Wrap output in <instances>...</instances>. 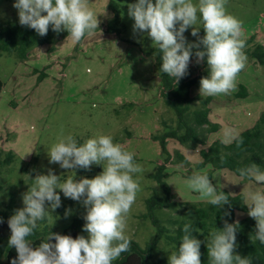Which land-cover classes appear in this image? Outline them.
Wrapping results in <instances>:
<instances>
[{"label": "rangeland", "instance_id": "374dc122", "mask_svg": "<svg viewBox=\"0 0 264 264\" xmlns=\"http://www.w3.org/2000/svg\"><path fill=\"white\" fill-rule=\"evenodd\" d=\"M113 2L120 7V34L106 30L114 16ZM134 2L89 0V7L98 13L99 29L79 43L73 42L68 35L55 38L50 43L33 46L31 56L25 61L0 53V77L6 84L0 94V207H6L12 197L19 208L23 207L22 194L33 184L37 174H47L49 169L61 177V182L69 176L76 180L95 177L103 171L102 165L94 164L90 170H66L49 163L48 149L62 136L72 135L82 143L87 138L109 135L115 143L133 152L134 161L143 169L134 176L139 180L141 191L129 214L126 234L142 245L153 239L155 227L144 216L146 198L154 193L163 194L153 174L165 156L152 136L163 132L167 124L175 125L177 116L160 95L162 78L156 67V56L147 52L153 48L151 38L133 33L134 20L129 17L127 6ZM13 3L14 0H0V24L18 18ZM226 8L243 22L246 39L255 35L254 42L264 44V23H261L264 0H228ZM104 9L107 16L100 14ZM195 26L199 27L200 35L202 23L198 20ZM185 36L190 42L196 40L191 28ZM246 55L247 65L237 78L236 90L230 95L215 96L211 102L212 118L220 123L222 130L230 126L239 131L252 125L264 107V65L257 63L248 52ZM35 62L51 63L50 76L37 80L25 74L21 76L22 86L15 87L16 75ZM200 69L202 77L209 75L208 67L193 61L192 73ZM200 80L192 87V94L199 93ZM240 84L248 88L246 97L235 95ZM168 148L172 160L167 165V180L175 201L206 202L185 185L195 172L210 173L213 185L235 194L243 195L247 190L245 185L254 183L240 180L229 169H214L210 165L197 168L199 144L171 139ZM10 150L15 153L14 158L5 162ZM177 152L186 154L185 163L179 162ZM256 187L264 189V185ZM57 192L61 196V206L49 213V217L54 221L51 227L63 230L70 225L79 208H86L81 202L64 197L61 190ZM69 209L70 214L65 216ZM185 210L184 206L172 203L160 209L158 215L164 223L172 225L170 221ZM237 217L251 218L248 211H238ZM171 252V246L162 241L156 257Z\"/></svg>", "mask_w": 264, "mask_h": 264}, {"label": "clouds", "instance_id": "9594fccd", "mask_svg": "<svg viewBox=\"0 0 264 264\" xmlns=\"http://www.w3.org/2000/svg\"><path fill=\"white\" fill-rule=\"evenodd\" d=\"M228 0H135L127 6L134 20L133 33L151 38L152 46L161 53V73L173 78L175 85L188 75L193 54L196 63L205 58L209 75L200 80L199 94L204 97L230 95L247 65V46L243 22L227 11ZM19 24L46 36L49 28L79 43L86 35L99 29L98 13L89 7V0H14ZM107 16L105 9L102 13ZM198 20L204 35H199ZM261 23H264L262 18ZM191 28L195 41H188L185 32ZM195 50V51H194ZM220 142L241 148L243 137L233 127L222 130ZM134 153L115 143L112 136L99 135L82 143L74 136H62L48 149L50 164L66 170L102 165L103 171L93 178L79 180L61 177L52 169L37 174L33 184L22 194L23 207L15 210L7 221L9 248L17 256L11 264H113L122 254L131 251L132 240L126 234L129 214L141 191L135 174L143 171L134 161ZM240 180L254 182L245 185L243 203L248 215L256 221L253 243L264 245V168L255 162L237 169ZM238 183V182H232ZM187 189L217 208L229 203V195L213 185L207 172H195L185 181ZM81 202L86 208L83 231L86 238L48 231L46 238L33 247V237L41 222L53 225L49 217L61 206V196ZM66 210L65 216L70 214ZM225 215H230L226 212ZM2 222V218H0ZM239 222L224 221L222 228L210 231L207 241L209 264H252L249 257L235 251ZM192 223L183 226L178 249L168 257V264H201V240L192 232ZM199 231V229H195ZM53 238L54 241L53 242Z\"/></svg>", "mask_w": 264, "mask_h": 264}, {"label": "trees", "instance_id": "16d2710c", "mask_svg": "<svg viewBox=\"0 0 264 264\" xmlns=\"http://www.w3.org/2000/svg\"><path fill=\"white\" fill-rule=\"evenodd\" d=\"M112 7L114 16L107 25L106 30L120 34L122 32L118 26L120 7L115 2L112 3ZM204 34V29H202L200 36ZM66 35H68L67 31L55 33L50 27L47 35L41 37L33 29L21 26L18 18H14L0 24V53L12 54L17 59L25 61L31 56V48L33 46L50 43L55 38H63ZM254 40L255 35H251L246 39L247 46L245 51L257 63L264 65V44L255 43ZM147 52L156 56V67L162 78L160 95L166 105L174 111L177 120L175 125L167 124L163 132L152 136L153 140L159 143L162 155L165 156L162 161L158 162L157 170L153 174V177L163 190V194L154 193L148 196L146 198L147 210L144 213V216L150 219L155 227V235L146 245H142L137 239L131 237V251L122 254L113 264H168L169 255L156 257V251L162 241L170 245L172 251L178 249L183 235L182 229L186 223L193 224L192 235L201 240V264H209L207 249L209 232L222 228L225 220L229 223L239 222L236 232L237 247L235 251L241 256L249 257L252 264H264V245L260 244L259 241L253 243L251 239L255 233L256 221L253 218L238 219L237 217L238 211H248L247 206L243 203V195L241 193L235 194L227 188H218L229 195V203L224 204L220 208L209 205L207 202L196 204L190 201H175L174 191L167 180L169 176L167 165L172 160L168 148V141L171 139L180 143L192 142L201 145L199 150L200 160L196 163L199 169L210 165L214 169H229L238 175V168L252 162L264 168V107L252 125H246L238 131L244 140L241 148H237L234 143L224 145L220 142L221 125L212 118L213 108L211 102L213 97H204L200 96L199 93L192 94L191 92L192 87L199 82L203 75V70L201 69L197 73H192L191 64L196 61L195 55L193 54L191 58L188 75L175 85L173 78H170L166 73L160 72L162 54L158 53L154 47L147 50ZM199 64L204 68L208 67L206 58L204 62ZM32 68L38 74V80L50 76L51 63L49 62H35L32 64ZM4 88L5 82L0 77V94ZM248 93L247 86L240 84V88L235 95L246 97ZM14 155L13 150L8 151L4 161L10 162ZM177 155L180 163L187 161V156L183 152H177ZM210 177L211 174L209 173ZM172 203L177 206H184L186 210L170 221L172 225H168L162 221L158 211L170 206ZM18 208L14 197H12L6 207H0V218H2V222H0V264H11V261L17 256L15 249L7 246L10 236V228L7 221ZM226 212L230 213V215H225ZM85 214L86 210L79 208L73 216L70 225L63 230L51 226L49 229V224L43 222L37 228L35 235L30 237L33 241V247L46 238L49 230L62 235H71L73 238L79 235H84L87 238L88 233L83 231V225L85 224L83 217ZM195 229H199V231ZM53 242H55L54 238Z\"/></svg>", "mask_w": 264, "mask_h": 264}, {"label": "crops", "instance_id": "0c3cea01", "mask_svg": "<svg viewBox=\"0 0 264 264\" xmlns=\"http://www.w3.org/2000/svg\"><path fill=\"white\" fill-rule=\"evenodd\" d=\"M25 74H27V75H29V76H32V77H36L37 78V80H38V74L37 73H35L34 71H33V68H32V65H31V67L30 66H28L26 69H24L23 71H21L19 74H18V76L16 75V78L14 79V83L16 84V86L15 87H17V86H22V83H23V78H21V76L22 75H25ZM15 77V76H14ZM5 87H6V84H5ZM222 130V129H221Z\"/></svg>", "mask_w": 264, "mask_h": 264}]
</instances>
